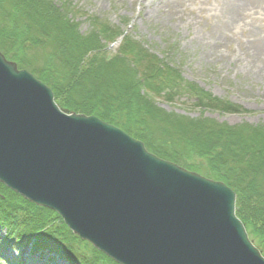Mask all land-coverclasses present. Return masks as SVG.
Returning <instances> with one entry per match:
<instances>
[{"label":"water","instance_id":"water-1","mask_svg":"<svg viewBox=\"0 0 264 264\" xmlns=\"http://www.w3.org/2000/svg\"><path fill=\"white\" fill-rule=\"evenodd\" d=\"M0 183L117 264H264L224 183L148 152L0 52Z\"/></svg>","mask_w":264,"mask_h":264},{"label":"trees","instance_id":"trees-1","mask_svg":"<svg viewBox=\"0 0 264 264\" xmlns=\"http://www.w3.org/2000/svg\"><path fill=\"white\" fill-rule=\"evenodd\" d=\"M53 0H0V52L46 84L57 104L93 115L142 141L148 151L223 182L236 194V215L264 255V125L229 126L187 119L156 106L159 98L188 94L205 111L243 113L182 80L170 62L99 19L81 35L71 6ZM73 8V7H72ZM74 9V8H73ZM71 16V17H70ZM122 41L109 57L107 47ZM0 249L51 252L71 264H116L84 242L50 209L0 183Z\"/></svg>","mask_w":264,"mask_h":264},{"label":"rangeland","instance_id":"rangeland-1","mask_svg":"<svg viewBox=\"0 0 264 264\" xmlns=\"http://www.w3.org/2000/svg\"><path fill=\"white\" fill-rule=\"evenodd\" d=\"M53 1L67 6L64 1ZM69 1L74 9L68 7L67 10L72 12L70 17L81 35L91 30L90 18L118 26L132 40L175 66L184 83L243 109V113L238 114L202 113L195 107L194 99L184 94L171 101L162 98L155 101L166 113L194 120L211 119L229 126L264 125V68L260 58L253 56L259 45L257 33L264 36V4L261 7V3L258 4L260 9L256 16L260 17H246L240 24L233 25L219 15H210L209 10L220 3L215 0ZM254 23L255 33L249 32ZM121 41L120 38L107 47L109 57L117 52ZM4 235L5 231L0 228V236ZM4 250L7 261L2 260L0 264L16 261L19 264H71L51 252L31 255L26 249L20 256L21 252L12 247Z\"/></svg>","mask_w":264,"mask_h":264},{"label":"bare ground","instance_id":"bare-ground-1","mask_svg":"<svg viewBox=\"0 0 264 264\" xmlns=\"http://www.w3.org/2000/svg\"><path fill=\"white\" fill-rule=\"evenodd\" d=\"M220 2L219 4H215L214 8H211L209 10L210 15H219L220 17H222L223 19H226V21H228L229 23L233 24V25H237L240 24L239 22H241L244 18L246 17H260V15L256 16L257 12L259 11V6L258 4H260V7L264 4V0H215ZM157 2H160L159 0H157ZM264 20V19H263ZM253 28H257L255 23L254 26L249 28V32H254ZM258 36V40H257V51L256 53H253V56L255 57H259L260 58V63L262 65V67L264 68V36L261 33H257ZM250 57V55H249Z\"/></svg>","mask_w":264,"mask_h":264}]
</instances>
